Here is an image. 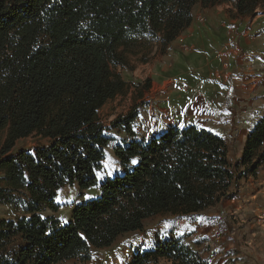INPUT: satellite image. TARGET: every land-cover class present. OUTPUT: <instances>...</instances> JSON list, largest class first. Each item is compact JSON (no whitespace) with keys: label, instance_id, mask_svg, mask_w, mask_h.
Returning <instances> with one entry per match:
<instances>
[{"label":"trees","instance_id":"1","mask_svg":"<svg viewBox=\"0 0 264 264\" xmlns=\"http://www.w3.org/2000/svg\"><path fill=\"white\" fill-rule=\"evenodd\" d=\"M223 2L231 15L264 9V0H0V204L19 213L0 220V264L87 260L154 215L192 216L229 195L234 174L221 135L188 123L138 138L136 108L112 121L131 138L113 144L119 171L97 178L112 140L98 111L128 86L116 67L152 41L164 50L190 25L196 3ZM31 134L46 143L12 153ZM263 146L264 114L247 135L240 175L256 173ZM74 184L98 192L62 221L56 195ZM160 258L208 264L175 239L136 250L128 264Z\"/></svg>","mask_w":264,"mask_h":264},{"label":"rangeland","instance_id":"2","mask_svg":"<svg viewBox=\"0 0 264 264\" xmlns=\"http://www.w3.org/2000/svg\"><path fill=\"white\" fill-rule=\"evenodd\" d=\"M199 5L200 3L195 9L193 8L194 20L202 24L205 14ZM155 44V41H152L150 48L142 50L143 52L136 55H131L128 67H116V71L127 81L128 86L123 93L108 99L98 111L101 122L107 127L105 133L112 138L105 148L102 167L97 172V174L99 173V176L97 175L98 181L119 171L118 160L113 152V144L122 139L128 141L131 139L130 133L126 132L123 127H113L112 121L117 117H123L130 110L136 108L137 115L132 120L130 127L138 138H148L170 126H182L188 123L220 133L228 145V159L236 184L240 182L242 185L245 180V184H248L245 192L264 194V162L255 174L252 175L245 171L240 175L244 169V166L240 164L241 158L238 151L241 129L234 125V120L241 115L245 122L248 121L249 116L243 112L244 100L236 99V95L241 93L240 81L238 79H236L237 81L232 80L230 76H222V74L214 76L213 81L195 78L194 74L192 76L179 74L174 71V63L179 57L176 58L172 54L157 59L156 64L150 70V64L145 65L144 62H153L157 52ZM193 49L198 48L193 47L185 50L187 58H189L188 53ZM195 61H199L198 56L192 57L190 71L194 70ZM217 69L222 68L218 66ZM146 70L149 75L145 77ZM163 70L166 72L164 75ZM206 76L207 74L203 77ZM147 78H149L148 88L144 87ZM263 114L258 113L256 116L259 119ZM5 133V130H0V143L4 139ZM46 141L45 138L31 134L18 139L12 153L19 148L31 149L37 145L45 144ZM97 192L98 189L95 187L81 190L76 184L60 188L55 199L58 204L55 216L66 221L75 204L86 199V196H92ZM0 209L3 214H13L12 209L10 211L7 207ZM198 215L159 213L146 219L141 230L121 235L108 247L91 249L89 259H72L63 262V264H94L97 262L96 260L101 261L102 264H126L134 251L151 248L159 239L160 241L166 239L179 240L207 262L198 253L211 252L212 254L220 247L218 244L226 234L227 227L224 226L227 222L224 221L223 228L218 224V230L215 234H209L208 237L200 236L194 234L200 228V226L198 227L200 225L198 224ZM206 239L207 242H204Z\"/></svg>","mask_w":264,"mask_h":264},{"label":"crops","instance_id":"3","mask_svg":"<svg viewBox=\"0 0 264 264\" xmlns=\"http://www.w3.org/2000/svg\"><path fill=\"white\" fill-rule=\"evenodd\" d=\"M197 5L198 3L193 8L195 9ZM199 6L205 14L202 24L194 20L195 14L192 8L190 25L164 50L158 49L155 44L157 52L153 62H144V64H150V70H152L157 59L172 54L176 58L179 57L174 63V71L179 74L188 76L194 74L195 78L204 81H213V77L219 74L230 76L235 81L238 79L241 93L236 95V99L244 100L243 112L249 115L248 121L244 122L241 115L234 120V125L241 129L238 150L241 158L247 135L254 121L258 119L256 114L264 113V9L258 8L252 16H239L230 14L229 10L232 6L228 2L208 7ZM193 47L198 49L191 50L187 58L185 50ZM193 56H198L199 61H195L194 70L190 71ZM218 66L222 69H217ZM162 72L163 75L166 73L164 70ZM205 74L207 76L203 77ZM147 75L149 74L146 70L144 76ZM226 146L227 158H229L227 142ZM243 183L242 185L240 182L236 184L233 179L228 187L227 197L221 198L197 213L200 228L194 234L200 236L208 237L209 234H215L218 224L223 228L224 221L227 222L224 226L227 227L226 234L218 244L220 247L212 254L211 252L198 253L207 260L208 264H264V194L245 192L248 184H245V180ZM2 207H7L10 211L12 209L8 204H0V208ZM12 213V215L3 214L0 209V220L19 215L13 209ZM159 242H161L160 239L153 244V247ZM204 242H207V239ZM17 243L21 244L19 241ZM134 254L135 251L126 264L131 261ZM67 261L69 260L54 264H63ZM96 261L94 264H102L101 261ZM157 264L170 263L160 258Z\"/></svg>","mask_w":264,"mask_h":264},{"label":"snow or ice","instance_id":"4","mask_svg":"<svg viewBox=\"0 0 264 264\" xmlns=\"http://www.w3.org/2000/svg\"><path fill=\"white\" fill-rule=\"evenodd\" d=\"M132 163L135 164L136 160H133ZM97 175L99 176V173ZM85 198L88 199L89 197L86 196Z\"/></svg>","mask_w":264,"mask_h":264}]
</instances>
